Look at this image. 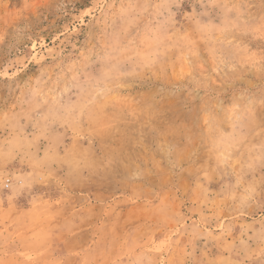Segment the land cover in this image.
Listing matches in <instances>:
<instances>
[{
    "label": "rangeland",
    "instance_id": "obj_1",
    "mask_svg": "<svg viewBox=\"0 0 264 264\" xmlns=\"http://www.w3.org/2000/svg\"><path fill=\"white\" fill-rule=\"evenodd\" d=\"M0 264H264V0H0Z\"/></svg>",
    "mask_w": 264,
    "mask_h": 264
}]
</instances>
